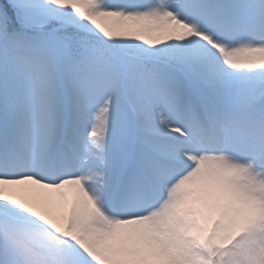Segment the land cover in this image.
Masks as SVG:
<instances>
[{
    "label": "snow or ice",
    "instance_id": "6c2138e0",
    "mask_svg": "<svg viewBox=\"0 0 264 264\" xmlns=\"http://www.w3.org/2000/svg\"><path fill=\"white\" fill-rule=\"evenodd\" d=\"M0 264H264V0H0Z\"/></svg>",
    "mask_w": 264,
    "mask_h": 264
}]
</instances>
